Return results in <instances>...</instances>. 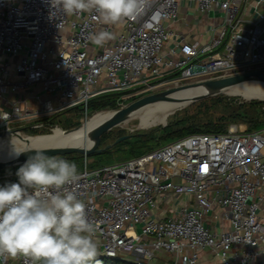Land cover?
Masks as SVG:
<instances>
[{
  "label": "built area",
  "instance_id": "obj_1",
  "mask_svg": "<svg viewBox=\"0 0 264 264\" xmlns=\"http://www.w3.org/2000/svg\"><path fill=\"white\" fill-rule=\"evenodd\" d=\"M181 2L201 14L217 11L220 23L203 44L166 49ZM102 30L115 36L103 47L89 39ZM251 67L264 68V0H150L143 15L119 27L94 10L66 15L51 0H0V103L7 106L0 115L9 116L0 119V132L21 128L17 122L47 127L44 119L76 107L87 117L89 100L101 94L120 92L121 108L173 77L216 79ZM31 100L36 109L28 107ZM78 174L70 187L96 226L98 257L151 264L166 252L171 264H200L199 252L208 249L215 264H250L264 244V126L248 131L233 123L222 133L190 134L120 163L93 169L84 163ZM180 195L190 200L174 214H154ZM214 208L229 229L206 225ZM25 260L0 257V264Z\"/></svg>",
  "mask_w": 264,
  "mask_h": 264
},
{
  "label": "clouds",
  "instance_id": "obj_2",
  "mask_svg": "<svg viewBox=\"0 0 264 264\" xmlns=\"http://www.w3.org/2000/svg\"><path fill=\"white\" fill-rule=\"evenodd\" d=\"M150 0H51L66 15L95 11L106 25L143 15ZM114 33L91 34L103 47ZM8 113L0 115L7 120ZM19 182L0 186V257L25 264H101L96 226L85 201L71 190L79 179L75 162L35 152L16 172Z\"/></svg>",
  "mask_w": 264,
  "mask_h": 264
},
{
  "label": "rangeland",
  "instance_id": "obj_3",
  "mask_svg": "<svg viewBox=\"0 0 264 264\" xmlns=\"http://www.w3.org/2000/svg\"><path fill=\"white\" fill-rule=\"evenodd\" d=\"M254 69H256V68L255 67L250 68V70H254ZM260 69H262V68H260ZM173 78L164 82L158 88L159 89L158 91H162V90H166V89H172L175 87L185 86V85H189V84H195L197 82L206 80L205 78L199 77V76H194V77L186 79V80H176ZM175 81H177V82H175ZM131 93L132 92H130L129 94H131ZM147 94H142L139 96L131 97L128 100H125L124 103H125V105H127L130 102L136 100L137 98H140V97L147 95ZM218 97H222L221 105L213 107L212 100H214L215 98H218ZM120 98H121V95L117 99H120ZM230 98H235V100L231 101ZM252 100H257V99L245 100L239 95L220 92V93L208 96L206 98L190 102L189 104L185 105L184 107L176 110L174 113L170 114L167 117L165 125L157 124L154 126H150L149 128H139L138 127V123H139L138 119H135V118L131 119L127 123H121L120 125L113 127L111 130H109V131H111V135H115L118 132H124L125 135L126 134L130 135L126 139L120 141L119 142L120 144L118 143L119 145H116V147L114 148L115 151L113 153H110L108 155V154H106V152H107L106 150H105L106 152H103V154H100V152H99V153H96L94 155V153H92L93 155L90 154V156L88 157V160H86L85 162L89 163L88 168L91 169L90 168L91 162H95L97 165L104 166V165L123 162L128 157L133 156V155H139V154L142 155L144 153H147L149 151H152V150L158 148L161 145H165V144H168V143H171V142L177 140L174 137L168 135V134H170V132L173 129L177 128L176 123L175 124L173 123L172 125L170 124L171 126H169L168 128H165V126L167 124L174 122L180 118H186L189 116L198 115L197 113L202 112L205 109V107H207L206 109L208 110L210 115L217 116V115H220L222 113V107L229 104V103L232 105H237L240 103H248ZM257 101H264V100H257ZM117 109H119V108H117ZM259 109L262 111V115H263L262 119L264 121V105H261L259 107ZM101 111H107V110H101ZM97 112H100V111H97ZM97 112H88L87 117L85 116L84 112H80V111H78L76 113L74 112L75 116H74L73 112L59 114L56 117L57 119L55 120V125H59V126L52 127L51 129H47L45 133L36 134V135H45V134L52 133L54 128L63 129L62 126L69 127V126H71L77 122L76 115L78 116V121H79V124L81 125L86 119H89L92 115H94ZM230 124H233V123H230ZM235 124H243L247 128L246 123L239 122V123H235ZM14 125H16L17 127L20 125V127L22 128L21 122H17ZM60 125H61V127H60ZM73 127H75V126H73ZM73 127H71V128H73ZM156 127H159V128L156 129ZM63 130H65V129H63ZM23 133H26V132H23ZM18 135H21V134H18ZM13 136H15V135H13ZM13 136L3 138L2 141H4V142L9 141ZM33 136H35V135H33ZM112 147L109 149H112ZM101 148H103V147H101ZM109 149H107V150H109ZM18 169L19 168L17 165L14 167L0 169V180L2 179L1 181H3V179H9L11 176L17 177L16 172ZM17 181H19L18 177H17ZM170 255L171 254H167L166 252L158 253L155 258L151 259L150 262H151V264H167V262L169 263V260L171 258ZM132 257L122 255L121 258L133 259Z\"/></svg>",
  "mask_w": 264,
  "mask_h": 264
},
{
  "label": "bare ground",
  "instance_id": "obj_4",
  "mask_svg": "<svg viewBox=\"0 0 264 264\" xmlns=\"http://www.w3.org/2000/svg\"><path fill=\"white\" fill-rule=\"evenodd\" d=\"M203 85H190L167 94L166 99H156L144 104L131 112L122 123L131 119H138L139 128H149L157 124H165L167 117L176 110L189 104L194 98L206 93H214ZM217 93H228L241 96L245 100H264V81L257 78H249L218 88ZM113 114V111H100L86 119L79 127L69 132L60 128H54L52 133L45 135H21L13 136L9 141L0 140V161L17 157L21 152L31 148H45L56 146H81L90 145L92 137L90 132Z\"/></svg>",
  "mask_w": 264,
  "mask_h": 264
},
{
  "label": "trees",
  "instance_id": "obj_5",
  "mask_svg": "<svg viewBox=\"0 0 264 264\" xmlns=\"http://www.w3.org/2000/svg\"><path fill=\"white\" fill-rule=\"evenodd\" d=\"M120 92H110L106 94H101L96 97H93L89 100L87 110L88 112H97L101 110H115L117 109V102L119 99H117L120 96ZM230 100H235V98H230ZM222 97L215 98L212 100L213 107H216L218 105H221ZM261 105H264V101H257L252 100L248 103H240L237 105L227 104L222 107V113L217 116H212L206 109L197 113L198 115L189 116L186 118H180L174 122H171L165 126V128H168L173 123H176L177 128L173 129L169 136L174 137L175 139H179L181 137L195 134V133H206V134H214V133H222L225 132L227 127L230 123H239L243 122L247 125L248 131H253L260 129L264 125V121L262 119V111L259 109ZM82 112V109L80 107H76L72 110H69L65 113H71L74 112ZM63 114V113H62ZM58 115L52 116L50 118H46L43 120L45 126L40 129H33V128H24V131L28 135H36V134H43L46 132L49 127L53 126H59L55 125V120L57 119ZM75 116V114H74ZM77 122L69 127L62 126L63 129H69L73 126H77L79 124L78 116L76 115ZM171 124V125H170ZM61 127V125H60ZM159 127H156L158 129ZM151 131V130H150ZM125 135L124 132H118L115 135H111V131H108L104 133L100 137V145L99 148L104 147L107 144L112 143L117 137ZM120 144V143H119ZM118 143L115 144L112 149L101 151L100 154H103V152H106V154L113 153L115 151L116 145H119ZM162 146V145H161ZM160 147V146H159ZM96 152L94 153V155ZM93 155V154H92ZM140 155V154H139ZM139 155H133L128 157L126 160L137 157ZM90 155L84 156L80 153H71L66 155H55L51 157L56 158H62L65 160H68L70 162H75L77 165V170L80 171L83 168L84 163L87 164V167L89 165L88 162H85L88 160V157ZM125 161V160H124ZM25 163V162H24ZM22 163L21 165H23ZM20 164L17 165L18 168L21 166ZM90 168H97L101 167V165H97L95 162H91ZM2 180V179H1ZM0 180V186H4L8 183H18L16 176H11L9 179H3V181ZM97 259L101 262V264H136L133 259L128 258H105V257H97Z\"/></svg>",
  "mask_w": 264,
  "mask_h": 264
},
{
  "label": "water",
  "instance_id": "obj_6",
  "mask_svg": "<svg viewBox=\"0 0 264 264\" xmlns=\"http://www.w3.org/2000/svg\"><path fill=\"white\" fill-rule=\"evenodd\" d=\"M253 77H257V78L264 81V69L248 70V71H244V72L237 73L234 75H229L226 77H221V78H216V79H206V80L195 83V85L200 84L206 88L217 91L218 88H220V87L230 85V84H234L236 82L246 80L249 78H253ZM190 85H194V84H189V85H185V86H180V87H175L172 89H166V90L150 93V94L144 95L140 98H137L136 100L130 102L129 104L125 105L124 107H121V108L115 109V110H110V111H113V114L108 119H106L101 124H99L98 126H96L95 128H93L91 130L90 136L92 137V143L90 145L56 146V147L27 149V150L21 152L17 157H14V158H11L8 160H4V161H0V169L14 167L16 165L22 164V163L26 162V160L30 156L34 155L35 152H43L45 155L51 157V156H55V155H66V154H71V153H80L84 156H87V155H90V154L95 153V152L99 153L101 151H105V150L111 148L113 145L119 143L120 141H122V140H124L130 136L128 134L119 136L112 143L107 144L103 148H99L100 137L104 133L111 130L113 127H116V126L120 125L122 122H124V120L128 117V115L131 112H133L134 110H136L140 106H142L144 104H148L151 101H154L156 99H166L167 94L174 92L178 89H181L183 87L190 86ZM216 91H211L214 93H206L204 95H200V96L194 98L191 102L206 98V97L214 95V94H217ZM163 125H165V124H163ZM79 126H80V124L73 127V128L65 129V130L62 129V130L64 132H69V131H72L73 129H75ZM23 132H24L23 127L2 131V132H0V140H2L3 138L9 137V136L18 135V134L23 133Z\"/></svg>",
  "mask_w": 264,
  "mask_h": 264
},
{
  "label": "crops",
  "instance_id": "obj_7",
  "mask_svg": "<svg viewBox=\"0 0 264 264\" xmlns=\"http://www.w3.org/2000/svg\"><path fill=\"white\" fill-rule=\"evenodd\" d=\"M220 23V17L217 11L212 10L207 14L199 13L195 7L189 6L186 2H181L179 5V17L178 20L169 23V29L171 31V37L169 42L165 45L167 49L169 46H173L177 42H193L198 41L201 44L205 43L209 37L210 28ZM120 23L115 26L119 27ZM38 90V87L37 89ZM21 96L24 92L19 93ZM6 96L10 99L15 97V94L8 92ZM6 104L2 101L0 103V109L6 108ZM28 107L30 109H36L38 107L35 101H29ZM190 197L187 195H180L177 197H170L165 202L159 204L158 209L154 211L157 217H165L174 214L175 210L182 205H185ZM223 211L219 208H214L205 217V223L212 230L221 231L229 229V223L224 219L222 215ZM170 254V253H167ZM170 264L173 257L170 255ZM168 261V260H167ZM219 259L214 256L208 249H203L199 252L200 264H215ZM250 264H264V244L259 246V254L257 258Z\"/></svg>",
  "mask_w": 264,
  "mask_h": 264
}]
</instances>
